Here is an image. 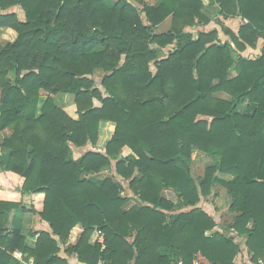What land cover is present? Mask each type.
<instances>
[{"label": "trees", "instance_id": "obj_1", "mask_svg": "<svg viewBox=\"0 0 264 264\" xmlns=\"http://www.w3.org/2000/svg\"><path fill=\"white\" fill-rule=\"evenodd\" d=\"M208 1L0 0V27L16 32L0 45V103L8 106L0 131L11 130L1 143L10 152L0 163V264H19L14 250L36 264H69L57 241L84 264H193L198 256L232 264L239 244L196 206L216 187L229 195L231 227L246 237L250 260L264 261V46L254 58L241 54L264 39V0ZM168 16L171 29L155 33ZM219 16L245 22L235 34ZM211 20L230 41L216 29L196 38L185 31ZM59 93L73 103L58 107ZM242 103L251 114L238 111ZM100 120L115 123L105 148L73 158L71 146L95 144ZM194 153L210 158L197 182ZM110 165L141 204L126 209L131 197L120 183L86 177ZM9 210L32 212L50 231L31 242L7 230ZM76 225L82 233L67 244Z\"/></svg>", "mask_w": 264, "mask_h": 264}, {"label": "crops", "instance_id": "obj_2", "mask_svg": "<svg viewBox=\"0 0 264 264\" xmlns=\"http://www.w3.org/2000/svg\"><path fill=\"white\" fill-rule=\"evenodd\" d=\"M202 2L204 5H207L209 3L208 0H202ZM15 7L22 10L19 6H15ZM15 7H11L9 10L13 11V8ZM15 12L17 13V11ZM19 18L21 20L24 19V14H23V18H21L20 16ZM219 18L223 22V24L235 34L238 32L239 27L245 22L240 17H230L224 19L221 16H219ZM171 25H172V18L171 16H168L163 22L157 25L153 31L155 33L166 32L171 29ZM213 29H216L218 31V37L221 42L230 41L229 37L221 31L220 26L217 23H215L213 20L209 21L207 24L199 23V24H195L192 27H186L185 31L191 32L193 38H196L197 33L199 31H210ZM15 38H16V32L14 30L8 27H0V45L5 44L6 42L13 41ZM230 44L233 46L232 42H230ZM263 46H264V39L259 38L257 40L255 47L246 46L245 50L242 51L241 54L249 58H254L257 55H259L260 50ZM172 47L173 44H169L161 48L158 54V59L166 58L167 52L171 50ZM150 69L152 71L155 70L153 66V62H151ZM73 101H74V96L70 94L59 93L54 95V102L60 108H64L71 105ZM93 103L95 106H98L100 104L95 99L93 100ZM7 107L8 106L2 105L0 103V112L1 110ZM253 109H254L253 105L250 104L248 105L246 103H242L238 106V111L242 113L251 114ZM114 128H115L114 122L108 120H100L98 123L97 139L95 144L92 146L90 142H87V144L84 146H71L72 157L78 158L79 156H81L90 149L97 151L103 150L108 140L112 137ZM10 135H11V130L8 128H5L4 130L0 131V163L6 162L8 159V154L10 151L9 149L4 148L1 145V143L3 139L9 137ZM129 153H131L130 149H125L123 151V155H128ZM207 159L208 157H205L200 153H194L192 156V160L190 163V173L196 182L197 179H199L202 176L205 166L210 163V160ZM200 167L202 168L201 172H200ZM196 168L197 171L199 172L197 174L194 173V169ZM86 177L89 178L90 180H103L109 177L114 182L120 183L123 187V195L126 197H131V199L127 202L125 206L126 209L130 208L135 204H141V202L136 199L135 195L129 188V180L117 175L115 173L114 165L104 167L99 172H90ZM218 177L226 181L233 179V176L229 174H218ZM162 195L174 203H177L178 201L177 197L174 195V193L171 192L170 189L163 190ZM22 201L25 205H28L30 203V196L27 194L23 195ZM229 204H230V199L226 189L222 187H216V188H212L211 194H209L208 196L205 197L201 196L196 206L202 208V210H204L215 221L216 223V226L214 228L215 231H218L225 236L232 237L239 244L241 251L234 258L232 264H256L257 262H252L250 260V251L247 249L245 245L246 237H239L235 232V230L231 227L232 219L235 212L229 210ZM190 208L192 207H183L179 211H187ZM4 227L7 230L18 229L23 235L30 236L31 242H34L36 239V235L34 233H38L40 231H50L49 225L46 221L42 220L40 217H38L37 215L33 214L30 211H23V210H9L8 214L5 217ZM82 230L83 229L80 225H76L71 230L70 238L67 244H74L76 240L79 238L80 234L82 233ZM57 244L58 246L61 247L59 255L61 257H64L69 264H84L78 261L75 254L65 253L64 246L61 244L60 241H57ZM14 251L19 252L20 254L19 257L14 256L12 253L11 256L15 261L19 262V264H26V263L36 264L32 257L27 258L26 254L21 253L19 250H14ZM196 260L208 263L201 256H198ZM11 264H14V262L12 261Z\"/></svg>", "mask_w": 264, "mask_h": 264}, {"label": "built area", "instance_id": "obj_3", "mask_svg": "<svg viewBox=\"0 0 264 264\" xmlns=\"http://www.w3.org/2000/svg\"><path fill=\"white\" fill-rule=\"evenodd\" d=\"M12 254L14 256H17L19 257V252L18 251H13ZM26 264H31V263H26ZM95 264H108L106 263L104 260L100 259L98 260ZM174 264H184L182 260H177ZM193 264H210V263H205V262H201V261H194ZM256 264H264V261L263 260H258Z\"/></svg>", "mask_w": 264, "mask_h": 264}, {"label": "rangeland", "instance_id": "obj_4", "mask_svg": "<svg viewBox=\"0 0 264 264\" xmlns=\"http://www.w3.org/2000/svg\"><path fill=\"white\" fill-rule=\"evenodd\" d=\"M129 1H131V0H129ZM136 5V4H135ZM137 6V5H136ZM137 8L139 9V11L141 10L140 9V7H138L137 6ZM17 11V13H18V15L21 17V18H23V12H22V10H20V9H18L17 7H15V8H13V11ZM140 15L143 17V11H140ZM95 81H99V79L98 78H95ZM207 160H210V158H208ZM201 167H200V172H201ZM194 173L195 174H197V173H199L198 171H197V168L196 169H194Z\"/></svg>", "mask_w": 264, "mask_h": 264}]
</instances>
